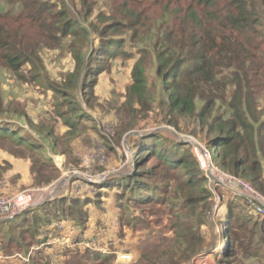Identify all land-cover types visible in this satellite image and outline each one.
Instances as JSON below:
<instances>
[{
  "label": "rangeland",
  "instance_id": "374dc122",
  "mask_svg": "<svg viewBox=\"0 0 264 264\" xmlns=\"http://www.w3.org/2000/svg\"><path fill=\"white\" fill-rule=\"evenodd\" d=\"M167 1L0 0V40L26 57L15 69L0 60V125L15 134L22 131L24 140L20 143L0 135V198L34 190L35 197L55 193L53 203L75 199L87 210L83 230L75 229V236H69L65 229L73 230V222L50 218L38 205L32 209L37 216L51 219V234L62 238L58 244L68 238L73 245L61 244L73 251L55 249L48 254L36 248L47 225L30 236V209L12 216L28 211L19 239L18 225L7 222L12 217L0 219V264H92L101 260L96 253L108 254L109 260L102 264H264V214L256 215L245 197L229 188L225 176L224 181L208 179L212 196L206 201H198L199 195L192 192L174 196L181 189L168 176L171 170L158 162L156 153H140L143 142L153 141H144L147 135L161 134L163 145L157 144V149L168 148L172 139L185 142L199 166L202 161L206 168L202 152L186 141L204 148L213 137L195 117L166 112L168 97L155 72L154 53L162 42L155 34ZM249 1L264 31V0ZM186 2L177 3L184 6ZM170 9L179 10L177 6ZM184 14L181 9L177 16L184 18ZM60 18L77 32H61ZM112 41L119 48L113 50L111 45L105 52V45ZM137 61L147 79L146 96L141 98L129 90ZM249 84L250 105L263 120L264 66L256 69ZM233 89L227 86L226 100L216 102L212 115L229 114ZM210 166L211 174L217 171ZM211 169H203L205 176ZM135 173L137 186H142L139 192L129 191L130 184L122 187L116 182ZM202 204H207L205 210ZM243 209L252 215L245 229L240 222L235 224L237 217H245ZM232 213L228 223L224 218ZM253 219L260 221L255 228ZM226 233L232 239H224ZM75 245H89L96 251L88 248L82 254Z\"/></svg>",
  "mask_w": 264,
  "mask_h": 264
},
{
  "label": "trees",
  "instance_id": "16d2710c",
  "mask_svg": "<svg viewBox=\"0 0 264 264\" xmlns=\"http://www.w3.org/2000/svg\"><path fill=\"white\" fill-rule=\"evenodd\" d=\"M172 2L174 1H167L166 11L160 16L161 20L155 34V37L162 40L155 48L154 62L155 72L161 76V90L168 97L169 106L166 112L171 110L172 114L186 118L195 117L204 124L207 127L206 131L213 134L209 146L205 148L215 167L225 174L248 182L264 196V119L261 120L255 116L253 105H250L251 102L253 103V94L249 84L256 69L264 66L263 57L261 58V55L264 56V51L261 53L260 50L264 45V31L260 30L261 23L256 8L249 0H189L184 6L177 3L179 0H175L176 4H171ZM170 6H177L179 10L170 9ZM181 9L184 10V18L177 16ZM34 11L36 12L37 8ZM128 21L129 26L137 30L135 24ZM138 22L141 21L138 20ZM57 23L62 27L61 32H67V34L77 32V29H74L75 27H72L69 22L63 24L61 19ZM150 29L151 26L145 31ZM1 45H4V48H0V60L11 69H15L24 62L25 54L12 47L11 43L0 40ZM111 45L114 46L113 50L119 48V45L112 41L105 45L103 50L108 52ZM236 73H238L237 76H235ZM223 74L226 75L223 76ZM131 76L133 82L129 90L140 98L146 96L147 79L141 61L135 63ZM228 85L234 87L231 99L228 101L229 114L222 115L216 112L212 115L216 102L226 100L225 92ZM21 132L18 131V134H15L12 129L0 125V135L10 136L24 143L23 137L19 134ZM146 139L153 141L152 143L143 142L144 146L140 153H156L158 162L164 168L171 170L168 176L176 179L177 187L181 189L176 190L174 196L192 192L199 195L196 196L198 201L211 198L212 191L207 185L208 178L199 166L190 145L172 139L174 143L168 148L157 149V144L163 145L161 134L147 135L144 141ZM212 150L215 151L214 155ZM137 177L138 174L135 173L120 177L116 182L122 183V187L130 184L129 191L139 192L142 186H137ZM51 178L45 179L46 182ZM167 186L168 184L165 186L166 192L161 189L165 195L169 191ZM217 186L221 185L213 187ZM206 206L207 204H202V210H205L203 208ZM36 207L28 209L29 213L32 211L29 224L32 237L39 232L42 225H46L48 220H51L37 216L33 211ZM39 208L50 218L53 215L61 221L70 220L74 227L83 230L85 224L83 220L87 210L83 209L80 201L73 199L69 202L67 198H61L53 203L51 199L38 205L37 209ZM243 210L245 212V209ZM27 212L7 221L18 225L16 228L20 229L17 232L18 239L22 235L21 222L25 220L22 218ZM244 212L245 217L235 219V224L240 222L241 229H245L246 223L251 224L252 215ZM233 216V213L227 214L224 219L229 223ZM73 219H80L81 223L74 222ZM258 223L260 221L253 219L252 226L257 227ZM11 238L16 237L11 235ZM223 238L232 239L230 233H226ZM180 248V246L176 247L175 250L179 253ZM62 251L69 250L62 249ZM98 256L101 260L92 264H102L109 260L108 254Z\"/></svg>",
  "mask_w": 264,
  "mask_h": 264
},
{
  "label": "built area",
  "instance_id": "2783aa9c",
  "mask_svg": "<svg viewBox=\"0 0 264 264\" xmlns=\"http://www.w3.org/2000/svg\"><path fill=\"white\" fill-rule=\"evenodd\" d=\"M201 149H202L201 152L203 156L205 157V162L208 166L207 168L211 169L210 165H212V167L216 169L219 173L222 172L213 165L210 154L207 151V149L205 147L204 148L202 147ZM206 158L208 159L207 161H206ZM200 165H201V168L207 169L205 168L204 163L202 161H200ZM220 174L225 176L226 179H228V184L231 186L229 187L230 189L242 193V196L245 197L247 204L250 206V209H252L256 213V215L264 214V196L259 194L248 182L238 179L236 177L230 176L223 172ZM215 182L216 180L214 181V184H217ZM33 191L34 190H25L20 193L9 196V197L0 198V219L10 218L13 215H16L24 210H28L39 204H42L46 200L47 197L44 199H41V197L44 195L43 192L39 193L38 196L35 197V194ZM51 196L54 197L55 194ZM62 228H64V226ZM59 239H62V238H59ZM53 240L56 242L58 238L54 237ZM62 243L67 246L72 245V243H70L68 238H64V240H62Z\"/></svg>",
  "mask_w": 264,
  "mask_h": 264
},
{
  "label": "crops",
  "instance_id": "0c3cea01",
  "mask_svg": "<svg viewBox=\"0 0 264 264\" xmlns=\"http://www.w3.org/2000/svg\"><path fill=\"white\" fill-rule=\"evenodd\" d=\"M45 198V197H44ZM44 198H42V199H44ZM46 227H49L50 225H51V220H48V222L46 223ZM46 227H45V229H44V233H42L39 237H38V246H36V248L37 249H39V248H42V249H40V250H42L45 254L47 253H50L51 251H54L55 249H58L59 251H62V249H66V247H63L61 244H63L62 243V241H60L61 243L60 244H58V240H56V242L53 240V238L55 237L54 235H52L51 233H53V231H52V229L49 227V228H47L46 229ZM75 229H78V228H76V227H73V230L71 229V231H69V228H66L65 229V233H69V236L73 233L74 234V236H75ZM54 231H55V229H54ZM87 232H83L82 234H86ZM56 238V237H55ZM59 239V238H58ZM64 245V244H63ZM58 246H61V248H57ZM75 246H77V248H78V252L79 253H82V254H84V253H86L88 250H86V249H91L90 247H84V246H82V245H75ZM69 248H72L73 247V245H71V246H68ZM83 248V251H81V249ZM85 250V251H84ZM92 251H96V250H93V249H91ZM69 251H73V250H69ZM99 252V251H98ZM97 255H100L99 253H96ZM100 256H102V255H100Z\"/></svg>",
  "mask_w": 264,
  "mask_h": 264
},
{
  "label": "water",
  "instance_id": "95a60500",
  "mask_svg": "<svg viewBox=\"0 0 264 264\" xmlns=\"http://www.w3.org/2000/svg\"><path fill=\"white\" fill-rule=\"evenodd\" d=\"M186 142H191L192 144H195L196 142H194V141H186ZM196 145V144H195ZM199 146V147H198ZM196 147L201 151L202 149H200V148H202L198 143H197V145H196ZM208 159L206 158V161H207ZM206 176L208 177V179L210 180V181H212V179L214 180V177L212 176V174L210 173V170L208 171V170H206ZM59 188L58 187H56L55 188V190H58ZM238 192V191H237ZM238 193H240V194H242L241 192H238ZM52 198V197H51ZM51 198H47V200H49V199H51ZM46 200V201H47Z\"/></svg>",
  "mask_w": 264,
  "mask_h": 264
},
{
  "label": "bare ground",
  "instance_id": "6f19581e",
  "mask_svg": "<svg viewBox=\"0 0 264 264\" xmlns=\"http://www.w3.org/2000/svg\"><path fill=\"white\" fill-rule=\"evenodd\" d=\"M197 145V143H195ZM208 167V166H207ZM206 167V168H207ZM212 170H210V173H211ZM212 176L215 178V179H219L221 181H224L225 179L223 178V176L218 172V171H213L212 173ZM55 193H52V194H49L50 197H52L51 195H53ZM47 196V197H49ZM46 198V197H45Z\"/></svg>",
  "mask_w": 264,
  "mask_h": 264
}]
</instances>
